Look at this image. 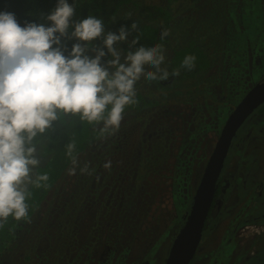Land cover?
Masks as SVG:
<instances>
[{
    "label": "rangeland",
    "instance_id": "rangeland-1",
    "mask_svg": "<svg viewBox=\"0 0 264 264\" xmlns=\"http://www.w3.org/2000/svg\"><path fill=\"white\" fill-rule=\"evenodd\" d=\"M148 4L172 12L168 26L154 23L160 33L169 30L167 61L174 48L193 40L210 66L193 80L141 82L138 92L157 105L126 111L115 137L99 148L94 141L88 145L81 159L91 162L95 175L64 172L4 253L3 264H163L224 123L225 106L264 76V0H132L118 17L143 21ZM81 9L89 15L87 3ZM107 160L110 170L102 167ZM228 179L220 191L221 211H212L220 219L235 207L244 211L256 197L254 187L253 193L226 194ZM227 221L208 230L194 264H264V253L251 259L253 223L235 225L228 236ZM239 227L241 249L233 254ZM229 254L235 255L232 262Z\"/></svg>",
    "mask_w": 264,
    "mask_h": 264
},
{
    "label": "clouds",
    "instance_id": "clouds-1",
    "mask_svg": "<svg viewBox=\"0 0 264 264\" xmlns=\"http://www.w3.org/2000/svg\"><path fill=\"white\" fill-rule=\"evenodd\" d=\"M75 16L69 0H56L47 23L21 25L14 13L0 11V228L9 218L29 221L33 189L51 187L41 167L53 151L48 145L58 124L91 126L90 143L99 148L119 133L126 110L138 106L141 82L168 81L195 68L196 57L189 54L170 72L162 44L140 45L138 35L129 39L137 22L113 32L95 15ZM169 34L163 29L160 39ZM63 153L65 175H95L75 139ZM111 166V160L102 165Z\"/></svg>",
    "mask_w": 264,
    "mask_h": 264
},
{
    "label": "trees",
    "instance_id": "trees-1",
    "mask_svg": "<svg viewBox=\"0 0 264 264\" xmlns=\"http://www.w3.org/2000/svg\"><path fill=\"white\" fill-rule=\"evenodd\" d=\"M76 7V16L74 19L84 18V12L81 9L82 3L89 6V15H95L101 18L106 25H110L117 30L122 24L130 25L137 22L139 25L138 32H133L129 39L139 36V44L152 46L160 43L164 46L167 44V38L160 39L158 27L154 24L161 22L168 26L172 18V12L168 6H160L148 4L143 8V21H136L127 18L118 17L121 10L132 3V0H69ZM56 0H0V11H8L15 14L18 22L23 25L26 22L47 23L45 16L54 8ZM70 49V47H68ZM194 55L196 57L195 68L192 71L186 69L180 70L178 77H170L168 81L154 82L157 85L173 84L185 80H193L200 73L206 71L210 66V59L206 52L195 43L188 41L186 44L176 47L172 50V54L167 61V66L171 72L173 69L179 68L183 58L186 55ZM139 104L128 110H141L152 108L157 105V101L148 95L138 92ZM264 107V104L262 105ZM94 131L91 126L81 124L77 120H73L71 124H58L55 133L52 135L54 143L48 147L53 149L49 157L43 162L41 171H47L51 177V187L56 183L61 175L68 167L66 157L63 153V146L71 139H75L78 149L83 153L92 137ZM46 165V166H45ZM33 189V196L30 203V218L33 216L42 200L51 189ZM28 222V221H27ZM27 222H15L11 218L3 228H0V264H3L2 258L6 250H11L14 243Z\"/></svg>",
    "mask_w": 264,
    "mask_h": 264
},
{
    "label": "flooded vegetation",
    "instance_id": "flooded-vegetation-1",
    "mask_svg": "<svg viewBox=\"0 0 264 264\" xmlns=\"http://www.w3.org/2000/svg\"><path fill=\"white\" fill-rule=\"evenodd\" d=\"M263 80L264 76L254 79L253 83L242 92V95L237 102L234 101L231 106H225V108H227L225 119L235 108V106L239 103L245 93L254 84ZM263 104H261L256 110H254L253 113L249 115V117L242 123L230 143L222 170L218 178L217 190L215 192L214 199L210 207L208 217L203 228V232L200 237V243L196 249V252L190 264H194V260L197 257L199 247L203 240L206 239V234L208 230H214L215 226H220L222 223L226 222L227 219L229 220L227 221V226L229 225V228L231 226L233 228L227 230L228 232H225V234L228 236L232 234L235 225H239L242 222L251 221L253 223L252 226L256 232V234L252 238V243L254 245L253 247L255 248V252L252 253L253 256H251V259L257 257L261 253H264V125L261 126V124L264 123V107H262ZM255 129H258V134H254ZM253 152H255V154H253ZM229 170H231L230 173H228ZM228 176L229 190H227L226 194H230L232 191L236 192L240 189L241 192H239L238 195H241V193L243 192H246L247 194L253 193L251 187H254L256 197L252 196V201L249 202L248 207L244 211L243 209H236L235 207L234 209L236 210L233 209V212L229 214V216L231 215V218H228L229 216H226L220 219L217 218L212 211L214 209L218 213H220L221 211L220 208L223 201L221 196L222 192L220 193V191L222 189L221 187L223 184V180H225V178ZM254 198L257 199V202L255 203H253ZM234 211H237V213L240 211L242 215H237V213H234ZM234 216L237 217L234 218ZM239 233H241L240 227L237 228V230L235 231L234 236L236 245L235 248L230 249V252L232 253L235 250L237 253H239L241 249L238 239ZM234 257L235 255H228V259L231 262L233 261V259L231 258Z\"/></svg>",
    "mask_w": 264,
    "mask_h": 264
},
{
    "label": "water",
    "instance_id": "water-1",
    "mask_svg": "<svg viewBox=\"0 0 264 264\" xmlns=\"http://www.w3.org/2000/svg\"><path fill=\"white\" fill-rule=\"evenodd\" d=\"M264 103V80L254 84L225 119L207 158L188 211L172 239L163 264H190L217 190L230 143L242 123Z\"/></svg>",
    "mask_w": 264,
    "mask_h": 264
}]
</instances>
